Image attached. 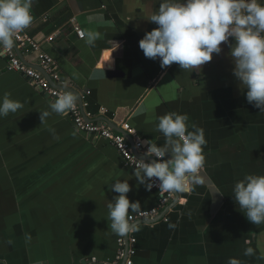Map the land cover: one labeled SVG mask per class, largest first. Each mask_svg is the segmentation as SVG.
<instances>
[{"label":"crops","instance_id":"1","mask_svg":"<svg viewBox=\"0 0 264 264\" xmlns=\"http://www.w3.org/2000/svg\"><path fill=\"white\" fill-rule=\"evenodd\" d=\"M161 2L33 0L25 31L56 60L60 86L77 95L87 119L123 134L128 122L132 138L158 146L166 142L158 118L168 113L187 114L189 126L204 129L205 184L174 193L162 218L134 223V264H264V223L249 222L232 196L246 175H264V112L239 88L226 43L200 72L176 63L162 69L144 56L139 41L158 27L147 18ZM75 26L100 38L89 46ZM111 40L120 45L115 51ZM23 60L41 69L35 53ZM5 93L23 108L0 117V264H124L107 219V203L119 195L110 184L127 179L139 210L158 206V193L139 184L109 140L78 131L69 114L42 124L39 111L55 99L8 69L0 54V98ZM247 247L256 254L245 256Z\"/></svg>","mask_w":264,"mask_h":264},{"label":"clouds","instance_id":"2","mask_svg":"<svg viewBox=\"0 0 264 264\" xmlns=\"http://www.w3.org/2000/svg\"><path fill=\"white\" fill-rule=\"evenodd\" d=\"M32 5L33 0H0V50L13 49L17 34L31 25ZM147 20L158 27L145 32L139 48L146 58L158 59L162 69L176 63L183 71L200 72L213 54L223 51L222 44L226 43L239 88L245 92L249 104L264 112V0H162L158 11ZM81 35L89 46L100 38L99 32L91 30ZM110 44L114 51L120 46H113L112 40ZM73 76L78 77V73ZM77 102L74 92L63 91L49 104V110L39 111L42 124L51 114L68 115ZM22 108L23 104L12 99L10 93L0 98V117L17 114ZM188 121L187 114L176 112L160 116L156 129L165 138V144L143 142L148 145L144 156L156 159L137 158L134 176L149 191L157 181L160 193L191 194L195 186L205 184L200 173L207 140L204 129L189 126ZM189 127L193 130L189 131ZM109 190L119 194L107 203L109 228L117 237H126L138 230L129 217L130 212L139 210L140 203L130 201L127 194L131 186L127 179H116ZM232 192L249 222L264 223V175H246L234 184ZM175 227L169 224V228ZM25 241H31L29 233H25ZM255 254L252 247L244 251L245 256ZM258 258L264 259V254ZM227 264L240 261L229 258Z\"/></svg>","mask_w":264,"mask_h":264},{"label":"built area","instance_id":"3","mask_svg":"<svg viewBox=\"0 0 264 264\" xmlns=\"http://www.w3.org/2000/svg\"><path fill=\"white\" fill-rule=\"evenodd\" d=\"M75 31L79 38H84V36L81 35V33H85L83 29L79 26H75ZM15 42L16 45L13 49L7 51L0 50V54L7 60L8 69L22 73L29 79L30 84L34 88L53 99H56L59 94L66 91V89L60 86L61 77L58 72L56 60L52 55L42 49L41 42L34 35L24 30L17 34ZM31 53L36 54L41 69H37L23 60L26 55ZM68 114L78 131L109 140L119 151L128 166L135 169L137 158L151 161L150 157L144 156L148 145L143 143L144 140L141 138H132L135 129L128 122L123 123L122 127L125 132L129 134L130 138L121 132H116L113 128L102 123L87 119L82 112L79 102H77L76 107ZM153 158L156 159L154 156ZM158 183L159 182L157 181L156 186L152 188V190L158 193V206L139 210L136 213L130 214L129 218L131 223L138 221L146 222L154 220L157 217H163L161 212L173 201L174 193H160ZM133 233L134 232H131L126 237H120L118 239L120 255L124 254L127 256L124 264H134L133 257L137 252V238ZM91 260L93 263L97 262L96 257Z\"/></svg>","mask_w":264,"mask_h":264},{"label":"water","instance_id":"4","mask_svg":"<svg viewBox=\"0 0 264 264\" xmlns=\"http://www.w3.org/2000/svg\"><path fill=\"white\" fill-rule=\"evenodd\" d=\"M126 135V133H124ZM128 136V135H127ZM128 138H130V136H128Z\"/></svg>","mask_w":264,"mask_h":264}]
</instances>
